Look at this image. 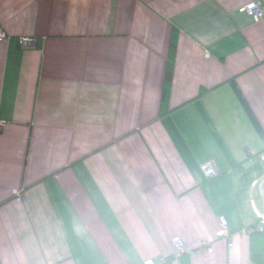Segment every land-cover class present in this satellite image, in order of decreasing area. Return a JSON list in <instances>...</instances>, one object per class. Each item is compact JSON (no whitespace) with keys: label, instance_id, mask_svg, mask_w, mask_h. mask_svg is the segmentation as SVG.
<instances>
[{"label":"crops","instance_id":"0c3cea01","mask_svg":"<svg viewBox=\"0 0 264 264\" xmlns=\"http://www.w3.org/2000/svg\"><path fill=\"white\" fill-rule=\"evenodd\" d=\"M253 1L0 0V264H252L241 230L264 215Z\"/></svg>","mask_w":264,"mask_h":264},{"label":"built area","instance_id":"2783aa9c","mask_svg":"<svg viewBox=\"0 0 264 264\" xmlns=\"http://www.w3.org/2000/svg\"><path fill=\"white\" fill-rule=\"evenodd\" d=\"M244 9L246 11H248L249 13H251L252 15H254L255 17L264 15V0H255L253 2H249L248 4H246L244 6ZM4 37H5V32L3 31L2 27L0 26V41ZM20 42L23 45H28L31 43V39H29L27 37H23L20 39ZM202 170H203V173L205 174L206 177H213V176L217 175V173H218L212 160L206 161L202 165ZM15 193H16V195H18L17 191H15ZM219 224H220V229H219L218 235H217L218 238L226 239L228 242V245L231 246L232 242H231V239L229 238V232H228L226 220L224 218L220 217L219 218ZM262 230H264V215H262L256 223L245 226L241 230V232L243 234L250 235L254 231H262ZM172 243H173L174 251L177 255L183 253V251H184L183 250V244H182L179 237H177V236L173 237ZM205 249L207 251H211L212 247L210 245H206ZM144 264H154V262L152 259H147V260H145Z\"/></svg>","mask_w":264,"mask_h":264},{"label":"trees","instance_id":"16d2710c","mask_svg":"<svg viewBox=\"0 0 264 264\" xmlns=\"http://www.w3.org/2000/svg\"><path fill=\"white\" fill-rule=\"evenodd\" d=\"M175 37L172 36L169 42V50H168V60L164 72V80L163 86L161 90V98H160V114H163L167 108V97L169 93V87L173 72V62H174V53H175ZM250 261L252 264H264V230L262 231H254L250 235ZM184 255V254H183ZM182 254H179V258L183 257ZM174 257H167L162 262L158 264H172ZM183 260V259H181ZM184 262V260H183ZM155 264V263H154ZM186 264V263H183Z\"/></svg>","mask_w":264,"mask_h":264}]
</instances>
